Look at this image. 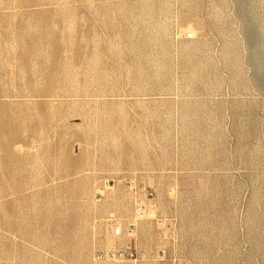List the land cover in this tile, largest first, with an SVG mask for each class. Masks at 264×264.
I'll return each mask as SVG.
<instances>
[{
  "label": "rangeland",
  "instance_id": "1",
  "mask_svg": "<svg viewBox=\"0 0 264 264\" xmlns=\"http://www.w3.org/2000/svg\"><path fill=\"white\" fill-rule=\"evenodd\" d=\"M128 247L264 264V0H0V264Z\"/></svg>",
  "mask_w": 264,
  "mask_h": 264
},
{
  "label": "built area",
  "instance_id": "2",
  "mask_svg": "<svg viewBox=\"0 0 264 264\" xmlns=\"http://www.w3.org/2000/svg\"><path fill=\"white\" fill-rule=\"evenodd\" d=\"M188 36L190 38L194 37V35L192 33H188ZM138 211H140L141 213H142V211H144L143 202L140 203V206L138 207ZM149 215L152 218H156V214L154 213V211H150ZM158 224H159L160 228L163 230L167 229V227H168L167 223L164 220H160ZM110 257L113 258L114 260H117V261L123 260L125 258L131 259V260H136V253L134 252V250L131 247H128V248H123V249H120L117 251H112L110 253Z\"/></svg>",
  "mask_w": 264,
  "mask_h": 264
},
{
  "label": "crops",
  "instance_id": "3",
  "mask_svg": "<svg viewBox=\"0 0 264 264\" xmlns=\"http://www.w3.org/2000/svg\"><path fill=\"white\" fill-rule=\"evenodd\" d=\"M129 264H172V262L170 259H165L164 256L143 255L130 261Z\"/></svg>",
  "mask_w": 264,
  "mask_h": 264
}]
</instances>
